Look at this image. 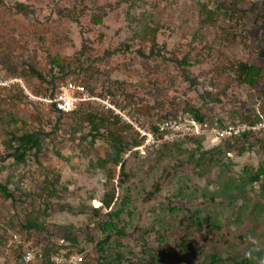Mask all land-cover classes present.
<instances>
[{"label":"rangeland","instance_id":"obj_1","mask_svg":"<svg viewBox=\"0 0 264 264\" xmlns=\"http://www.w3.org/2000/svg\"><path fill=\"white\" fill-rule=\"evenodd\" d=\"M263 1L0 0V181L13 195L0 194V264H23L26 243L105 264L96 243L108 209L100 204L113 191V209L124 196L127 204L116 221L124 235L104 245L108 259L121 253L139 264H264L256 252L264 248L258 183L244 186L242 206L219 192L220 176L239 179L264 160L262 143L240 140L243 152L225 157L231 165L206 161L200 169L186 161L198 153L195 137L173 141L162 154L160 144L137 146L131 126L119 128L122 176L106 128L94 133L82 110L60 114L41 100L75 79L144 128L195 111L219 126L264 115ZM17 3L30 11L14 12ZM204 9L212 12L208 22ZM239 62L260 69L254 84L239 76ZM33 131L39 149L17 162L10 156L17 137ZM201 140L200 150L214 146Z\"/></svg>","mask_w":264,"mask_h":264},{"label":"trees","instance_id":"obj_2","mask_svg":"<svg viewBox=\"0 0 264 264\" xmlns=\"http://www.w3.org/2000/svg\"><path fill=\"white\" fill-rule=\"evenodd\" d=\"M13 11L27 13L30 10L23 3H17ZM211 13L212 12L210 10L204 9V21L205 22H208L211 19ZM97 21H99V19H97ZM151 40H152V45L155 44L154 35H152ZM237 70H238L237 72L239 73V76L242 77V80L248 84H254L260 75L259 68L255 67L254 65H248L244 62L238 63ZM32 72L39 75L34 70H32ZM72 80L76 81L75 79H72ZM80 84H82L86 88L84 83H80ZM50 106L53 110H55L56 112L60 114H73V113H76L82 110L85 123L89 125L91 131H93L94 133H97L101 128H106L109 134L110 140H111V145L113 146V149H114V164L119 167L120 174H122V176H125V173H124L125 160L121 159V154L124 149V145H123L124 137L121 134H119L120 132L118 129L119 128H129L131 126L130 124L122 121L121 118L117 114H114L111 109H105L101 105L100 106L93 105L91 100L83 101L79 105H76L71 110H68L65 107L56 105L55 103L51 104ZM83 108H86V109H83ZM193 117L200 121H203L202 118L197 113V111H195V114ZM173 118H177V117H173ZM258 118H259V115H255L252 118L245 116L243 117V119L239 121H254ZM209 126H213V125H209ZM154 127L155 125L152 126V128ZM17 138H18V145L16 149H14V151L10 155L17 162L24 160V156L28 150H32V149L38 150L39 149V146H40V133L39 132H35V131L26 132ZM195 138L197 139L196 141L198 143V149H196L198 153L197 155H195L194 151L189 152V155L187 156L186 161L189 164H192L193 166H196L200 169L205 167L206 161L212 167L216 166V167L221 168V167H224L226 164L231 165L229 161L225 162V157L226 155L229 154V152H231V150H236L237 154H241L243 152L245 148L243 145H241L239 148H236V144L240 140L244 141V140L252 139L264 145V132H260L257 134L242 133L241 135H238L235 137L221 139L220 142L214 145L213 147L208 148V149H203V150L199 149L200 148L199 145L202 141L201 139L204 137L197 136ZM175 141H179V140H175ZM141 142H142V139L140 138L137 146L140 145ZM173 143L174 142L160 143L159 145V147H161L160 153L163 154V151L165 152V150H167L169 145H173ZM160 156L162 157L161 154ZM169 177H170V173L166 172L165 174H162L161 179L154 182L155 191H159L160 184H161L160 182L164 180H168ZM219 179H220V184H221L220 185L221 188L219 189L220 190L219 192H221L220 194L222 195L225 193V194L233 196V198L236 200H238L237 198L241 199L242 201L241 206H242L246 198L245 193H244V186L246 184L258 183L261 194L264 195V160H260L258 163V166L254 170L246 172L244 177H240L239 179H236L233 177H228L227 179H221V176H220ZM233 191L235 192V195H232ZM0 194L5 198L13 199V195L8 190V186L5 183H2L1 181H0ZM46 195L48 196L47 193ZM41 199L44 200V198H41ZM114 199H117V197L115 196V193L113 191L111 194L105 195V197L101 200L100 205L104 206L106 209H108V211L105 213V218L100 221L99 230L101 234V239L96 243V246L100 250V252L104 253L103 259L106 260L105 264H139L138 262H133L131 260L125 259V256L121 253H117V255L113 259H108L107 255H105V249H104L105 243L109 241L113 235H116L117 237H122L124 235V229H125L124 226H119L118 222L116 221L119 220L120 215L125 210V206L127 204V198L124 196L121 202V205L113 209ZM241 206H240V209L242 210L243 207ZM68 210L72 212L76 211V209H74L72 206H68ZM93 210L96 213H98L99 206L94 207ZM180 245L182 248L186 246H190V245L185 244L184 242H181ZM60 248H64V247L61 246ZM75 252H80V251L66 250L63 254L59 253V251H56V250H52L51 252H49V254H45L42 252L41 260L36 263L37 264H57L54 261L53 256L55 255L67 256L68 254L75 253ZM256 252L258 256L260 257V261L264 262V248L259 249ZM211 258L212 260H216L217 256L213 254ZM23 264H32V263H23ZM149 264H156V262H154V260H151ZM231 264H234V262Z\"/></svg>","mask_w":264,"mask_h":264},{"label":"built area","instance_id":"obj_3","mask_svg":"<svg viewBox=\"0 0 264 264\" xmlns=\"http://www.w3.org/2000/svg\"><path fill=\"white\" fill-rule=\"evenodd\" d=\"M9 82H17V79ZM24 88V85H21ZM48 104H56L65 107L68 110L73 109L83 101L95 100L105 109H111L114 114H117L122 121L130 124L139 137L142 139L139 147L146 148L163 142H173L187 137L203 136L208 137L209 141L214 145L220 142L221 139L235 137L242 133H260L264 132V116L258 113L259 118L254 121H235L228 122L221 126H209L206 122L200 121L193 116H180L177 118L164 117L158 119L155 127L144 128L137 121L121 112L107 97H98L91 95L89 91L79 82L67 79L61 82L57 89L52 94H48L41 98ZM42 258V252L31 243H26L23 248L21 259L23 263H36ZM54 261L57 264H81L83 261L82 253H70L67 256L55 255Z\"/></svg>","mask_w":264,"mask_h":264}]
</instances>
